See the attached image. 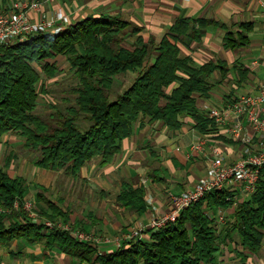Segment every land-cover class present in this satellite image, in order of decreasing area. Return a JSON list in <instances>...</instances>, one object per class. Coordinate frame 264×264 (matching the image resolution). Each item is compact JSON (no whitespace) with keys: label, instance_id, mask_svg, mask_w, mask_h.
I'll use <instances>...</instances> for the list:
<instances>
[{"label":"trees","instance_id":"16d2710c","mask_svg":"<svg viewBox=\"0 0 264 264\" xmlns=\"http://www.w3.org/2000/svg\"><path fill=\"white\" fill-rule=\"evenodd\" d=\"M7 2L0 0V8L9 6ZM210 25L227 28L211 18H180L156 42L153 37L145 41L141 26L120 17H87L58 33H37L0 46V141L9 132L17 133L26 149L39 153L37 167L63 170L77 178L96 157L101 166L112 163L139 121H162L175 131L188 116L199 132H207L214 121L199 109L196 97L209 98L213 84L208 79L216 72L226 78L231 67L223 60L195 65L190 56H181L180 45L200 42ZM233 27L240 30H229L224 45L231 49L248 45L253 23ZM131 36L137 37L135 41L129 39ZM58 56L67 58L78 83L72 88L75 102L67 107V113L57 115L58 126L54 127L35 112L37 85L42 80L36 65L55 77L58 66L49 60ZM233 68L239 69L243 80L247 77L248 70L241 64ZM129 71L137 73L135 79L110 100L115 77ZM175 83L178 85L173 87ZM80 121L88 125L82 126ZM150 177L158 179L160 175L152 173ZM133 184L132 180L123 181L118 202L141 214L148 208L146 189ZM28 190L25 178H13L0 167V247L15 240L39 242L45 249L57 248L87 264H205L215 259L226 231L229 237L235 231L239 233L243 260L246 253L259 252L264 239V166L255 190L242 201L230 188L214 190L184 209L175 222L148 229V238H135L104 253L97 245L79 240L72 230L48 228L46 220L71 223L73 229L84 231L71 222L69 210L41 192L39 198L48 209L38 210L37 219L30 216L25 209ZM233 205L232 222L219 231L216 217L209 211L217 213Z\"/></svg>","mask_w":264,"mask_h":264},{"label":"crops","instance_id":"0c3cea01","mask_svg":"<svg viewBox=\"0 0 264 264\" xmlns=\"http://www.w3.org/2000/svg\"><path fill=\"white\" fill-rule=\"evenodd\" d=\"M38 1L41 2V7L39 10L29 12L32 18L39 19L43 15L54 18L58 13H62L68 18V25H66L68 27L87 17H120L141 26L140 34L145 41L153 37L156 42H159L169 28L180 18L205 17L226 24L227 28L210 25L200 42L193 41L188 47L184 44L180 45L181 56H190L195 65H201L210 60H223L231 67L226 78L220 72H216L208 79L213 84V88L217 84H224L229 88L226 95L224 92L219 94L221 95L219 103L210 104L211 95L209 98L200 95L196 97L199 109L209 119L211 107L226 108L225 106L232 101L233 97L257 92L264 79V7L259 0ZM244 22L253 23V30L248 33L249 44L236 49L227 48L224 45L225 35L229 30H240L238 27H233V24ZM136 38V36L129 37L131 41H135ZM156 54L154 51L153 56L155 57ZM234 64H241L247 68L248 74L244 80L239 74V69L233 68ZM177 85L178 83H175L173 87ZM232 114L229 113V120L235 119ZM194 122L191 117H184L183 126L179 130L171 131L162 121L155 123H146L145 121L143 124L139 121L135 125L133 135L123 140L122 150L112 163L101 166L99 158H94L88 162L76 178L80 180V188L85 189L89 185L91 188L93 187L91 199L88 198V194L92 192L90 188L83 190L80 196V200L86 203V212L76 214L66 201L60 198L47 197L59 207L69 210L71 222L84 231L97 236L121 238L127 232L140 229L154 215L168 210L171 193H178L195 187L207 171L214 154V148L221 153L226 163L234 162L242 156L243 145L230 137L226 131V125L218 127L214 123L207 132L201 133L194 127ZM247 130L249 132L252 130L250 125H247ZM10 135L2 137L0 154L4 142ZM202 136L207 137L208 140L205 149L203 151L193 150L192 144L196 143ZM8 158L11 160V156L6 157L5 165L8 166L7 171L10 176L25 178L21 174H11L9 171L10 161L7 162ZM35 167H37L36 164ZM40 169L47 176L52 175L45 171L49 169ZM152 173L159 174L160 178L150 177ZM130 180L134 181V187L143 185L146 189L145 198L148 208L144 213L140 214L135 209L124 207L118 202L123 181ZM39 184L47 188L42 183ZM237 195L240 201L246 196L239 191H237ZM37 199L44 202L40 200L39 193ZM44 209H48L46 203ZM234 212L235 205L217 213L209 211V215L216 217V227L223 232L224 226L232 222ZM226 232H224L225 239L215 259L212 263L205 264H264V239L259 252L246 253L247 258L243 260L240 255L243 248L239 233L235 231L233 237H229ZM143 237L148 238L149 235L144 233ZM126 242L129 241L123 240L122 246ZM99 246L100 253L111 252L119 248L112 243L100 244ZM0 264L87 263H79L72 256L57 248L45 249L39 242L15 240L0 247Z\"/></svg>","mask_w":264,"mask_h":264},{"label":"built area","instance_id":"2783aa9c","mask_svg":"<svg viewBox=\"0 0 264 264\" xmlns=\"http://www.w3.org/2000/svg\"><path fill=\"white\" fill-rule=\"evenodd\" d=\"M259 2L264 7V0H259ZM40 7L41 2L38 0H13L9 6L0 8V46L25 40L37 33H58L67 28L68 18L62 13H58L54 18L45 15L39 19L32 18L29 12L39 10ZM225 107L222 109L211 107L209 117L218 127L226 125V131L230 137L243 145L242 156L234 162L226 163L221 153L214 148L207 171L195 187L171 193L168 210L154 215L145 226L125 233L121 238H112L73 229L71 223L46 220L45 224L51 229L72 230L79 240L89 241L98 247L105 243L121 247L123 240L131 241L135 238H142L144 233L148 234L146 232L148 229L157 230L175 222L184 209L214 190L230 188L245 195L250 194L255 190L260 169L264 166V79L257 92L233 97ZM229 113H233L232 116L235 119L229 120ZM247 125L252 128L250 132L247 130ZM207 141V137H200L196 143L192 144V149L203 151ZM25 209L30 212V216L38 218V213L30 209L27 201Z\"/></svg>","mask_w":264,"mask_h":264},{"label":"rangeland","instance_id":"374dc122","mask_svg":"<svg viewBox=\"0 0 264 264\" xmlns=\"http://www.w3.org/2000/svg\"><path fill=\"white\" fill-rule=\"evenodd\" d=\"M13 0H8L6 4H10ZM127 46L132 45L130 42H125ZM49 62H55L58 66V73L55 77H50L45 73L40 65H36L41 72L42 80L38 83L37 89L39 92L38 106L35 112L42 116L44 119L51 121L53 126H58V114L67 113V107L75 102L76 94L72 88L76 87L78 79L75 76L73 70H71L69 62L65 56H58L55 59H50ZM136 72H126L115 77V82L111 91L110 100H115L118 93H121L131 82L135 79ZM229 88L226 85L217 84L214 86L211 92L210 104L220 102V93L224 92L226 95ZM227 92V93H226ZM223 95V96H224ZM82 126H87L88 122L80 121ZM11 134V135H10ZM10 135L2 149L0 154V167L8 169L5 165V159L7 156H11L9 165V171L12 175L21 174L27 180L29 186V194L27 196V203L30 209L34 212L45 208V203L38 201L37 195L39 192L43 193L50 198H60L71 205L74 213L82 214L86 212V203L80 200L82 191L89 188L92 191L88 194V198L93 196V187L91 185L87 188H80V180L72 177L66 171L45 170L52 174L47 176L46 173L41 171L42 169L35 167V160L39 157L37 151H31L24 147V140L17 133L9 132L4 135ZM97 158V157H96ZM47 186L44 187L40 185ZM44 187L46 189L41 188ZM86 196V194H85ZM247 197V196H245ZM84 208V209H83ZM91 233V232H90ZM25 241V240H23Z\"/></svg>","mask_w":264,"mask_h":264}]
</instances>
